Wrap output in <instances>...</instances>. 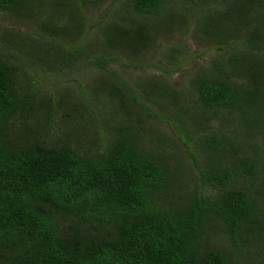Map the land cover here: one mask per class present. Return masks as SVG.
Segmentation results:
<instances>
[{"label": "trees", "instance_id": "16d2710c", "mask_svg": "<svg viewBox=\"0 0 264 264\" xmlns=\"http://www.w3.org/2000/svg\"><path fill=\"white\" fill-rule=\"evenodd\" d=\"M100 1L0 0V11L37 30H8L3 37L29 64L60 73L84 55L85 66L108 72L106 66L119 60L95 55L96 46L137 55L151 33L170 35L193 17L197 40L219 45L223 61L196 70L187 84L192 98L182 104L180 90L149 83L159 97L170 98L177 136L186 141L183 152L145 130L138 110L158 120L163 115L151 112L125 83L122 89L97 79L95 100L114 104L110 136L100 151L81 155L68 133L45 137L55 129V116L64 117L75 135L81 107L98 121L92 104L31 93L16 56L0 53V264H264V155L254 145L255 156H246L264 130V57L254 56L264 48V0H128L126 10L97 23L98 42L75 43V16ZM177 2H191L190 17L178 13ZM143 97L153 99L150 91ZM247 135L248 144L234 140ZM221 235L229 246L215 239Z\"/></svg>", "mask_w": 264, "mask_h": 264}, {"label": "rangeland", "instance_id": "374dc122", "mask_svg": "<svg viewBox=\"0 0 264 264\" xmlns=\"http://www.w3.org/2000/svg\"><path fill=\"white\" fill-rule=\"evenodd\" d=\"M128 0H101L95 6H83L80 15H76L74 20L78 32H74L71 36L73 41L76 43L88 42L90 40L99 41L98 33V22L100 25L103 24L105 19H113L114 13L120 8L126 10L125 5ZM206 2H211V0H206ZM176 10L178 13H181L184 17H190L191 15V2L180 3L177 2ZM55 8V7H54ZM58 8H56L57 10ZM128 9V8H127ZM128 16L125 18H129ZM130 14V13H129ZM63 22L67 18H62ZM187 27H180L173 29V32L168 34H161V32H153L151 36L148 31L146 32L152 41L147 45L146 49L137 55L128 53L124 55L121 50L111 51L106 50V47L96 46L95 55H105L106 57L116 56L118 62L110 63L106 66V71L103 72L95 65L85 66L86 59L84 55L81 58H76L73 63L67 68L64 67L57 72L56 69L46 68L45 66H36L29 64L23 57L19 56L16 50H12L6 37L3 36L7 33L8 30L19 33H28L35 34L37 33L36 27L32 25V22L26 21L25 19H20L14 17L13 15L0 11V53L5 54L6 51L15 55V59L21 64V70L27 72V78L24 79V86L29 87V91L39 92L46 95H52L54 102H58L56 96L58 94H66L69 97H76L82 105L87 103L92 104L90 113H96L98 121H95L91 118L89 113H85L83 107L79 108L81 110L82 118H79L77 115L76 124L79 126L77 133L74 135V132L71 129H68V122L65 121L62 116H55L51 122L54 126V130L51 134L45 137V140L55 139L57 137H63L62 134L68 133L71 136V145L78 149V152L81 155H86L87 153L93 154L96 151H100L105 144L107 138H109V129L107 126L110 125L107 123L109 117L114 114V110L110 107V104H103L104 101H107L106 98L101 97L99 101L95 100L94 92L92 91V85L95 84L97 79L109 80L110 82L118 83L124 89L123 83L131 88V93H136L141 100L146 103V106L151 110V112L163 115L164 118L158 120L156 118L147 117L146 112L142 109L138 110L143 116V128H152L153 131L158 135L160 133L163 138H166L170 141L169 144H172L179 149L180 152H183L185 148L184 144L186 141L182 136H177L180 129L175 128L176 122L171 111L174 108H170L169 100L170 98L166 96L159 97L158 91L156 89H149L150 81H157L160 85L171 90H180V104L189 101L188 99L192 98L191 92L188 89V82L194 77L196 70L202 72H207L211 70V63L215 60H222L224 52L215 49V46L207 43H202L196 38L195 28H194V18L191 17ZM135 20H141V18H136ZM128 25H131L130 23ZM131 26H135V23ZM231 30L232 28H227ZM153 37V38H152ZM67 45L71 44L69 39H62ZM71 47V46H70ZM104 49H103V48ZM103 49V50H102ZM102 50V51H101ZM75 51V49H74ZM8 57L10 54L6 53ZM254 56L259 59L264 57V48L261 47ZM92 57V53L90 54ZM127 57V58H126ZM123 61V64L119 62ZM139 66V67H138ZM28 69H26V68ZM175 68H178L176 71ZM165 69V71H163ZM125 86V87H127ZM142 87L145 89L143 90ZM150 91L153 96L152 100L145 99L143 97V92ZM130 92L126 93L127 96L131 95ZM106 99V100H105ZM155 100V101H153ZM168 100V102H167ZM185 109L187 104H184ZM111 113H110V112ZM57 113H60L59 111ZM199 114V113H196ZM195 115V113H194ZM119 119L116 116H113ZM137 115L132 113L130 116V121L135 122L137 120ZM124 121L127 119L122 118ZM23 119H19L22 121ZM95 123H100L99 126H96ZM211 124H215V121H211ZM172 125V126H171ZM177 127V126H176ZM179 128V126H178ZM239 128V127H238ZM243 129L242 127H240ZM146 130V129H145ZM155 133H152L150 138L154 139ZM65 138V135H64ZM249 136H243L242 139L236 137L235 142L239 143V140H244L248 144ZM172 139V140H171ZM256 143H249L247 148L246 156L253 158L255 156V151L252 148L254 145L261 150L264 155V130L257 134L255 138H252ZM95 142L91 144V141ZM243 142V143H245ZM186 144V143H185ZM195 145L194 141L188 142V147L192 148ZM152 142H145V150L152 149ZM215 239L218 242H223L227 246L230 245L227 238L224 236H217ZM248 246V244H247ZM248 248V247H247ZM250 249V246H249ZM251 251V249H250ZM255 254V253H254Z\"/></svg>", "mask_w": 264, "mask_h": 264}]
</instances>
